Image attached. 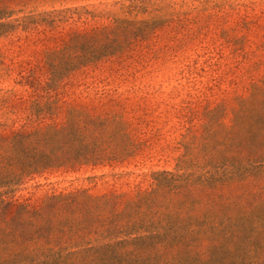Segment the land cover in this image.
Returning <instances> with one entry per match:
<instances>
[{"label": "rangeland", "instance_id": "rangeland-1", "mask_svg": "<svg viewBox=\"0 0 264 264\" xmlns=\"http://www.w3.org/2000/svg\"><path fill=\"white\" fill-rule=\"evenodd\" d=\"M117 22L133 28L127 47L52 83L50 53ZM255 87H264V0H0V133L65 127L73 114L84 145L109 157L36 175L15 203L88 190L123 205L150 190L154 173L203 174L179 166L233 158L247 129L235 116ZM86 120L105 133L84 131Z\"/></svg>", "mask_w": 264, "mask_h": 264}, {"label": "trees", "instance_id": "trees-1", "mask_svg": "<svg viewBox=\"0 0 264 264\" xmlns=\"http://www.w3.org/2000/svg\"><path fill=\"white\" fill-rule=\"evenodd\" d=\"M117 25L74 34L61 52L50 53L52 83L127 47L133 28ZM119 34L125 40L116 44ZM78 117L70 114L65 127L0 133V264H264V87L240 104L235 121L247 129L232 159L179 166L203 174L154 173L150 190L123 205L120 195L88 190L36 205L13 202L36 175L109 159L84 145ZM84 124L86 132L105 133L103 123ZM207 127L209 140L213 114Z\"/></svg>", "mask_w": 264, "mask_h": 264}]
</instances>
